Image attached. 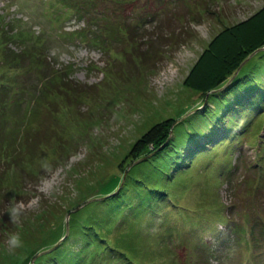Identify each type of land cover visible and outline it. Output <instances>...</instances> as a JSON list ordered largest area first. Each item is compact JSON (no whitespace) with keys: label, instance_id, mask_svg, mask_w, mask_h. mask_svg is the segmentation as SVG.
Returning a JSON list of instances; mask_svg holds the SVG:
<instances>
[{"label":"rangeland","instance_id":"rangeland-1","mask_svg":"<svg viewBox=\"0 0 264 264\" xmlns=\"http://www.w3.org/2000/svg\"><path fill=\"white\" fill-rule=\"evenodd\" d=\"M77 3L0 0V264H264V0Z\"/></svg>","mask_w":264,"mask_h":264},{"label":"trees","instance_id":"trees-1","mask_svg":"<svg viewBox=\"0 0 264 264\" xmlns=\"http://www.w3.org/2000/svg\"><path fill=\"white\" fill-rule=\"evenodd\" d=\"M82 1V0H81ZM58 3H62L64 4L67 8H75L74 9V13H77V11H81L79 10L81 7L79 6V4L77 3V0H57ZM82 7H84L82 5ZM13 31V30H12ZM13 33V32H12ZM22 33L18 34V35H14L13 36V39L15 41H17L18 39L21 40L22 38ZM22 40H25V39H22ZM264 45V38L262 39V43H260L258 46H256L255 48H258L260 46ZM19 58H21V56H15L14 57V60H20ZM22 59V58H21ZM230 68L227 67L226 68V71L224 74H229L231 73V70L236 66V63H231L230 64ZM233 66V67H232ZM232 67V68H231ZM225 76L223 75V77H220L218 80H217V83L215 84L216 86H221L222 84L225 83V80H227V78H224ZM8 83H11V81H6L4 80L3 82V85L5 86H10V84ZM209 86H206L205 88H209L210 87V82L208 83ZM212 86V87H215ZM52 89V87H51ZM49 91V93H48ZM47 91V95L46 93H43L44 96H45V105L48 104V98L49 96H52V93L53 90H48ZM45 92V91H43ZM18 96V95H17ZM47 107V106H45ZM170 120L166 119L164 121H161V122H158V123H155L154 125H152L140 138H138L134 144L130 147V149L128 150V152L125 154L124 158L122 159V162L120 163V169L118 168V171L120 173H122L123 171V168H127L129 165H131L132 163H135L137 160L139 159H142L144 157H146V159L149 158V153L153 152V151H156L169 137L170 135ZM156 146V147H155ZM150 148H154L155 150L153 151H150L149 149ZM200 148L202 149H206L207 146L206 145H202V147L200 146ZM200 150V149H199ZM199 150H195L194 153L196 152H199ZM150 151V152H149ZM145 159V160H146ZM144 161V160H143ZM121 175V174H120ZM75 213V212H74ZM73 214V213H72ZM70 214V217L71 215ZM65 242V241H64ZM60 247V246H59ZM59 247L53 249L52 251H48L46 253H44L43 255H46V254H50V253H53L55 252ZM42 255V256H43ZM39 258V257H38ZM36 258V260L38 259ZM56 260V258H55ZM35 264V263H34Z\"/></svg>","mask_w":264,"mask_h":264},{"label":"clouds","instance_id":"clouds-1","mask_svg":"<svg viewBox=\"0 0 264 264\" xmlns=\"http://www.w3.org/2000/svg\"><path fill=\"white\" fill-rule=\"evenodd\" d=\"M6 213L10 215L11 224L16 226L17 230L8 232L4 243L9 250L15 251L24 246L22 230L19 228L20 222L24 216V205L13 198L9 203Z\"/></svg>","mask_w":264,"mask_h":264},{"label":"water","instance_id":"water-1","mask_svg":"<svg viewBox=\"0 0 264 264\" xmlns=\"http://www.w3.org/2000/svg\"><path fill=\"white\" fill-rule=\"evenodd\" d=\"M263 49H264V48H263ZM145 158H146V157H144V158H142V159H139V160H137L135 163L141 162V161L145 160ZM69 217H70V214L67 216V219H66L67 230H68V227H69V222H68ZM54 247H55V246H54ZM54 247L51 248V249H49L48 251H52L53 249H55ZM48 251H47V252H48Z\"/></svg>","mask_w":264,"mask_h":264}]
</instances>
